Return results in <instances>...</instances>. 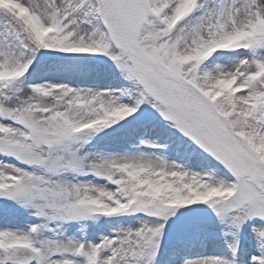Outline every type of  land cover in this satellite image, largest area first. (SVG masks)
I'll use <instances>...</instances> for the list:
<instances>
[{
	"label": "snow or ice",
	"instance_id": "1",
	"mask_svg": "<svg viewBox=\"0 0 264 264\" xmlns=\"http://www.w3.org/2000/svg\"><path fill=\"white\" fill-rule=\"evenodd\" d=\"M0 264H264V0H0Z\"/></svg>",
	"mask_w": 264,
	"mask_h": 264
}]
</instances>
